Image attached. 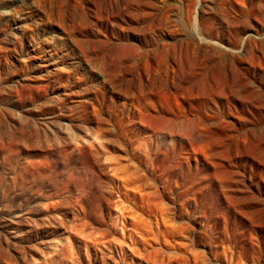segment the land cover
Returning a JSON list of instances; mask_svg holds the SVG:
<instances>
[{"label": "rangeland", "instance_id": "374dc122", "mask_svg": "<svg viewBox=\"0 0 264 264\" xmlns=\"http://www.w3.org/2000/svg\"><path fill=\"white\" fill-rule=\"evenodd\" d=\"M0 264H264V0H0Z\"/></svg>", "mask_w": 264, "mask_h": 264}, {"label": "bare ground", "instance_id": "6f19581e", "mask_svg": "<svg viewBox=\"0 0 264 264\" xmlns=\"http://www.w3.org/2000/svg\"><path fill=\"white\" fill-rule=\"evenodd\" d=\"M100 132H101V131H100ZM94 137H95V136H94ZM92 139H93V138H92ZM94 141H95V140H94ZM97 142H98V141H97ZM108 153H109V152H108ZM107 156H108V155H107ZM107 158H108V157H107ZM104 159H105V158H104ZM109 160H110V158H109ZM111 160H112V159H111ZM118 160H119V159H118ZM112 161H113V160H112ZM112 163H113V162H112ZM118 164H119V163H118ZM107 165H108V164H107ZM111 165H112V164H111ZM113 165H115V164H113ZM113 165H112V168H108V169H110L111 173H112L113 175H115V176H114L115 178H116L117 176L119 177V176H120V174H119L120 169H119L118 167H116L117 164H116L115 166H113ZM110 167H111V166H110ZM119 167H120V166H119ZM121 167H122V166H121ZM108 171H109V170H108ZM122 173H123V172H122ZM131 173H132V172H131ZM123 176H125V175H123ZM127 176H128V175H127ZM120 177H122V175H121ZM129 177H130V176H129ZM131 177H132V176H131ZM132 178H133V177H132ZM132 178L130 179V181L128 180V179H129V178H128L127 181H126V183H128V184L125 183V185H124V181H121V182H122V186L124 185V191H125V190L127 191V192L124 193V195H126L127 197L131 195V194L129 195V192H128V191H129L130 189H131V191L134 189V186H133L132 183H137V182H135ZM135 178H136V176H135ZM137 178H138V177H137ZM122 179H123V178H122ZM125 179H126V178H125ZM125 179H124V180H125ZM139 179H141V178H138V180H139ZM138 180H137V181H138ZM119 181H120V178H119ZM121 182H120L119 184H121ZM138 183H139V182H138ZM117 184H118V183H117ZM131 184H132V185H131ZM127 185H128V186H127ZM130 185H131V186H130ZM134 185L137 186L136 184H134ZM117 187H118V186H117ZM122 189H123V188H122ZM127 189H128V190H127ZM139 193H140V192H139ZM147 195H149V194L147 193ZM121 196H122V195H121ZM132 196H133V194H132ZM127 197H126V198H127ZM145 197H146V195H145ZM139 198H140V197H139ZM147 198H148V197H147ZM133 199H134V197H133ZM119 201H120V200H119ZM145 202H146V201H145ZM117 204H118V203H117ZM120 204H121V203H120ZM121 205H122V204H121ZM122 207H123V205H122ZM125 207H126V206H125ZM124 210H125V209H124ZM124 210H123V211H124ZM128 211H130V209H129ZM117 213H119V212H117ZM122 213H123V212H122ZM119 214H120V213H119ZM121 215H122V214H121ZM121 215H120V216H121ZM123 215H124V214H123ZM125 215H126V214H125ZM126 216H127V215H126ZM122 219H123V221H124V218H122ZM126 219H127V218H126ZM80 229L82 230V228H80ZM80 229H79L80 232L78 231V229H77L75 232H76V233H78V232H79V233H82V235H81V234H80V235H81V236H84L83 233L85 234V232L81 231ZM74 230H75V229H74ZM87 233H88V232H87ZM94 233H95V232H94ZM94 233L91 234V233L89 232L90 237H91L92 235H96V234H94ZM89 235L86 236V238L89 237ZM84 237H85V236H84ZM90 237H89V239H90ZM94 237H95V236H94ZM94 237H91V238L93 239ZM86 238H85V239H86ZM94 239H95V238H94ZM83 241H84V240H83ZM96 241H97V240H96ZM84 243H85V242H84Z\"/></svg>", "mask_w": 264, "mask_h": 264}]
</instances>
